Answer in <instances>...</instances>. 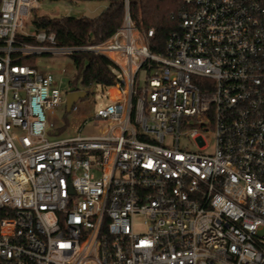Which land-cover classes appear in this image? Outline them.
<instances>
[{"label": "built area", "instance_id": "1", "mask_svg": "<svg viewBox=\"0 0 264 264\" xmlns=\"http://www.w3.org/2000/svg\"><path fill=\"white\" fill-rule=\"evenodd\" d=\"M42 1L0 0V264H264V0H183L163 53L133 0L82 47L38 29ZM56 53L116 67L96 135L49 139L89 94L24 64Z\"/></svg>", "mask_w": 264, "mask_h": 264}, {"label": "trees", "instance_id": "2", "mask_svg": "<svg viewBox=\"0 0 264 264\" xmlns=\"http://www.w3.org/2000/svg\"><path fill=\"white\" fill-rule=\"evenodd\" d=\"M183 0H133V16L141 30L154 29L150 48L163 53L172 32L179 30ZM124 11L121 0H111L108 8L95 18L47 17L35 21L38 29L56 34L59 47H82L100 44L109 39L120 27ZM81 75L82 88L100 86L106 90L116 84V67L104 56L78 53L71 56ZM34 59L24 64H33Z\"/></svg>", "mask_w": 264, "mask_h": 264}, {"label": "rangeland", "instance_id": "3", "mask_svg": "<svg viewBox=\"0 0 264 264\" xmlns=\"http://www.w3.org/2000/svg\"><path fill=\"white\" fill-rule=\"evenodd\" d=\"M107 7L108 3L104 1H84L74 4L69 0H43L38 15L95 18L105 11ZM32 66L36 67L41 73L50 72L57 80H62V88L64 90L71 91L82 88L81 75L69 55L63 53L41 55L34 59ZM143 77L144 75H142V79ZM107 96L108 94L103 92L100 86H94L89 89V96L86 99L79 100L76 103V112L68 113L66 103H63L53 111H47L48 123H55L60 132L58 136L50 135L49 139H69L78 136L80 133L86 136L96 135L98 130L93 123L94 116L100 108L109 104ZM110 96L114 99L117 97V92L112 90ZM134 226L138 233L143 232L145 230L144 218L141 216L135 217Z\"/></svg>", "mask_w": 264, "mask_h": 264}, {"label": "water", "instance_id": "4", "mask_svg": "<svg viewBox=\"0 0 264 264\" xmlns=\"http://www.w3.org/2000/svg\"><path fill=\"white\" fill-rule=\"evenodd\" d=\"M89 96L88 92L86 91H78L69 93L66 99V108L67 112L71 113L74 105L82 99H86Z\"/></svg>", "mask_w": 264, "mask_h": 264}]
</instances>
